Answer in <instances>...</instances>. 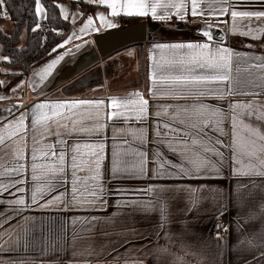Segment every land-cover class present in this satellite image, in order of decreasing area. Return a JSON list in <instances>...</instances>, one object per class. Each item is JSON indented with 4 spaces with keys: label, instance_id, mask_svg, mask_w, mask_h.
I'll return each mask as SVG.
<instances>
[{
    "label": "crops",
    "instance_id": "crops-1",
    "mask_svg": "<svg viewBox=\"0 0 264 264\" xmlns=\"http://www.w3.org/2000/svg\"><path fill=\"white\" fill-rule=\"evenodd\" d=\"M52 1L59 7L61 17L73 24V28L61 43L65 45L60 47L61 51L58 54L37 67L30 75L21 77L13 85H10L11 71L3 67L2 62L5 58L0 53V81H3V84H0V96L6 97L0 100V131L8 123L18 120L23 113L28 114L25 123L31 124V113L40 103L105 100L106 107L101 112V121L106 127L100 134L93 135L88 142H103L106 145L101 171L108 190L107 206L104 209L87 211H60L59 208L54 207L30 206L17 215L16 206L0 203V224L4 225L0 227V236L4 237V240L0 241L4 247V250H0V264H66L70 260L74 264H85V262L134 264L139 260H142L143 264H264V211H261V206L264 205V175H233L234 165L230 151L226 152L227 163L220 169L224 178L182 181L194 186L209 185L217 190L213 192L204 189L200 192V201L191 210L185 193L168 199L167 220L163 222V227H161L160 212L155 206L149 208L140 205L116 206L117 200L153 201L154 197L135 190L149 184L177 183V181H158L147 176L120 178L127 175L122 172L113 176V152L118 153L116 159L119 161V166L124 168L139 160V157L131 154V149L146 151V167L148 176H151L157 167L153 159L155 150L159 149L170 160H177V157L170 154L163 144L153 142L155 124L171 123L169 116L176 108L198 103L190 97L178 98L163 94L154 96L150 93L153 71L151 58L153 55L157 60L160 58V51L154 50V46L177 42H205L207 38L199 33L191 37L175 36L165 39L152 37L143 44L125 47L102 57L95 44V37L128 26L126 23L131 22L129 19L133 18L141 19L146 24H159L164 21L125 15L113 17L110 9L103 6L95 7L88 3L84 5L82 4L86 3L84 0ZM61 6L67 10L68 19L64 18ZM206 6V4L201 5V7ZM41 7L44 9L42 5ZM227 7L229 9L227 14L220 15L217 12L208 20L200 15L193 17L190 14L181 20L175 14V10H172L171 18L165 23L175 25L177 28L197 24L199 30L203 27V31H211L213 40L208 42L213 46L219 45L232 50L234 67L237 63L236 54H239L238 60L242 67L247 59L264 57V34H260L258 38L242 34L248 32L249 27L264 29V17L237 18L233 21L230 15L233 10L264 12V0H232ZM100 13L105 14L106 18L117 27L104 28L98 18ZM41 14L42 19H45V9ZM89 16L93 17L94 27L99 30L80 33L79 29L85 25ZM209 23L211 28L208 27ZM234 24L235 33L232 30ZM73 33H77L78 38L65 43ZM61 55L64 59L49 76L41 80L36 73ZM253 74L257 75L255 69ZM247 75L241 71L240 78L243 79ZM136 92L141 93L143 98L148 100L147 121H137L134 116L128 120L123 117H109L108 114L112 111L108 106L109 97L127 98ZM237 101L246 103L256 101L264 105V94L230 95L223 99L210 96L199 102L226 108L229 103ZM156 112L167 114L157 117ZM128 115L133 114L129 112ZM251 123L259 122L253 118ZM140 128H147L145 145L135 140L128 131ZM225 129L230 132V125L226 123ZM30 136L31 134L25 151L26 166L30 164L33 147ZM80 140L85 141L87 138L81 136ZM228 140H231V136ZM56 141L57 137L52 136L46 138L44 143L55 144ZM68 143H72V139H69ZM113 145L116 147L114 148ZM212 159L216 160L215 157ZM3 162L6 166L9 159L5 158ZM253 163L257 162L253 161ZM260 171L264 172V167H260ZM4 182H8L7 177L0 178V183ZM23 186L26 192L20 195H23L27 201L32 184L29 182ZM114 189L127 191L114 192ZM14 191L15 189H10V192ZM58 191H66V189L61 188ZM10 192H4L0 199H15L16 197L10 195ZM56 194L57 192H54L51 195ZM50 198L51 196H45L41 203ZM79 216L101 218L95 222V228L89 234L90 240H82L79 236L75 241L72 240L73 230H79L80 225H73L71 218ZM221 216L229 218V235L224 239L215 238L213 235L214 222ZM61 226L64 227L63 232L60 231ZM8 234H12L11 240ZM25 240L28 241L27 244H24ZM72 244L74 247H70ZM13 247L15 251L8 250ZM56 248L60 251H55ZM164 248L167 252L161 251ZM73 252L77 255L73 256Z\"/></svg>",
    "mask_w": 264,
    "mask_h": 264
},
{
    "label": "snow or ice",
    "instance_id": "snow-or-ice-1",
    "mask_svg": "<svg viewBox=\"0 0 264 264\" xmlns=\"http://www.w3.org/2000/svg\"><path fill=\"white\" fill-rule=\"evenodd\" d=\"M3 2L4 0H0V5ZM36 2L38 5L36 12L43 13L44 9L39 6V0ZM84 2L95 7L103 6L110 9L113 17L119 15L150 17L153 20L166 22L171 18L172 10H175V14L181 20H184L188 14L193 17L200 15L205 20L217 12L224 15L229 12L227 5L232 0H84ZM202 4L207 6L201 7ZM61 8L64 18L68 19L67 10L62 6ZM230 15L233 21L237 18L260 19L264 17V12L233 10ZM0 16L10 18L6 12L0 13ZM98 18L104 28L117 27L103 13H100ZM208 27L211 28L210 23ZM98 30L94 27L93 17L89 16L79 32ZM232 30L235 33V24ZM198 33L206 37L207 41L156 44L154 50L160 51V58L157 60L155 55L151 58L153 71L150 93L152 95L190 97L198 101V103L176 108L169 116L171 123H157L154 126L153 142L163 144L170 154L177 157V160H170L159 149L155 150L153 159L157 167L153 170V174L148 176L146 151L131 149V154L139 157V160L124 168L119 166V161L116 159L118 153L113 152V176L122 172L127 175L120 178L147 176L149 179L158 181H177V183L149 184L142 189L135 190L154 197L153 201H116V206L140 205L145 208L155 206L160 212L161 227L167 220L168 199L185 193L190 203L189 210H191L199 203L200 192L204 189L213 192L217 190L209 185L194 186L182 183V181L224 178L220 169L227 163L226 152L232 153L233 175H264V172L260 171V167H264V158H262L264 157V130H262L264 128V105L256 101L247 103L237 101L229 103L226 108H221L199 102L210 96L223 99L230 95L264 94V57L247 59L242 67L238 60L239 54H236L237 63L234 67L232 50L210 44L208 41L213 40L211 31L198 30ZM242 34L258 38L260 34H264V29L249 27V31ZM73 38H78L77 33H73L65 43H70ZM59 47H64V44ZM63 59L64 56L61 55L52 60L36 75L44 80ZM253 69L257 73L255 76ZM241 71L247 73V77L241 79ZM0 84H3V81H0ZM4 99L6 97L0 96V100ZM108 106L112 109L108 114L110 118L123 117L128 120L134 116L137 121L148 119V100L144 99L139 92L127 98L109 97ZM105 107V100L40 103L31 113V124L25 123L28 119L27 113H23L18 120L8 123L0 131V169H4L0 171V178H8V182L0 183V196L4 192H10V189H15L14 192H10V195L16 198L0 199V203L16 206L17 215L30 206L54 207L59 208L60 211L106 208L108 190L101 171L106 145L103 142H88L93 135L100 134L106 127L101 121V112ZM129 112L133 115H128ZM162 114L167 113H155L157 117ZM253 118L259 123H251ZM85 121H92V123H85ZM226 123L230 125V132L225 129ZM128 131L140 144L147 143V128L129 129ZM29 134H31L33 147L30 164L26 166L24 161ZM52 136L57 137L55 144L44 143L46 138ZM81 136L86 137L87 140L81 141ZM229 136H231L230 141ZM69 139H72V143H68ZM113 147L116 146L113 145ZM5 158L9 159L6 166L3 162ZM253 161L257 163L254 164ZM29 168L30 172H28ZM26 173H28L27 176ZM29 182L32 188L29 200L26 201L20 193L26 192L23 185ZM61 188H65L66 191H58ZM113 191L127 190L114 189ZM54 192L57 194L51 195ZM45 196H51V198L41 203ZM261 211H264V205L261 206ZM71 219L73 225H80V229H74L71 234L72 240L75 241L78 236L82 240H90L89 234L93 232L95 222L101 218L79 216ZM3 226L0 224V227ZM224 228L226 231L227 225ZM60 231H64L63 226ZM11 235L8 234L9 240H11ZM3 240L4 237L0 236V241ZM27 243L28 241L25 240L24 244ZM70 247H74V244ZM88 248L90 249V245ZM0 250H4L2 243H0ZM8 250L15 251L16 249L13 247ZM55 251L59 252L60 249L56 248ZM161 251L167 252V249L164 248ZM75 255L77 253L73 252V256ZM66 264H74V262L70 260ZM134 264H143V261L139 260Z\"/></svg>",
    "mask_w": 264,
    "mask_h": 264
},
{
    "label": "trees",
    "instance_id": "trees-1",
    "mask_svg": "<svg viewBox=\"0 0 264 264\" xmlns=\"http://www.w3.org/2000/svg\"><path fill=\"white\" fill-rule=\"evenodd\" d=\"M7 2L11 11L12 30L10 34H6L0 28V53L5 58L2 65L11 71L10 85H13L61 51L59 45L69 35L73 24L61 17L59 7L52 0H42L46 11V18L42 23L36 12V0ZM129 20L131 22L126 23L127 25L142 22L137 18ZM45 25L50 28L49 31L44 28ZM23 32L26 33V43L21 47Z\"/></svg>",
    "mask_w": 264,
    "mask_h": 264
},
{
    "label": "water",
    "instance_id": "water-1",
    "mask_svg": "<svg viewBox=\"0 0 264 264\" xmlns=\"http://www.w3.org/2000/svg\"><path fill=\"white\" fill-rule=\"evenodd\" d=\"M159 25L134 23L120 29L105 32L95 37V44L102 57L109 56L125 47L140 45L152 39L153 33Z\"/></svg>",
    "mask_w": 264,
    "mask_h": 264
},
{
    "label": "rangeland",
    "instance_id": "rangeland-1",
    "mask_svg": "<svg viewBox=\"0 0 264 264\" xmlns=\"http://www.w3.org/2000/svg\"><path fill=\"white\" fill-rule=\"evenodd\" d=\"M41 4H39L40 6ZM41 7V6H40ZM38 17L40 19V23L42 22V14L38 13ZM153 24V23H150ZM157 24V23H156ZM159 28H157L153 33H151V36L153 38H167V37H175V36H180V37H191V36H196L199 30V27L197 24L195 25H185V26H179L177 28L175 25H167L165 22H161L159 24ZM167 27L169 28L167 30ZM0 28L2 31L6 34H10L12 30V21L11 19H1L0 20ZM200 31H203V27L200 28ZM26 43V33L23 32L21 35V40H20V46H24ZM65 45V44H64ZM4 67V66H3ZM1 71V69H0Z\"/></svg>",
    "mask_w": 264,
    "mask_h": 264
},
{
    "label": "built area",
    "instance_id": "built-area-1",
    "mask_svg": "<svg viewBox=\"0 0 264 264\" xmlns=\"http://www.w3.org/2000/svg\"><path fill=\"white\" fill-rule=\"evenodd\" d=\"M39 4L42 5V0H39ZM2 12H6L7 15L11 18V11H10V8L8 6L7 0H4L3 4L0 5V13H2ZM0 18H3V16H0ZM10 18H7V19H10ZM3 19H6V18H3ZM43 21H44V19H42V22ZM44 28L47 31L50 30V28L47 25H45ZM225 225H227L226 231L224 228ZM217 233H219L218 236H217ZM213 235L215 238H218V239H224L229 235V218L227 216H221L215 220L214 225H213Z\"/></svg>",
    "mask_w": 264,
    "mask_h": 264
}]
</instances>
